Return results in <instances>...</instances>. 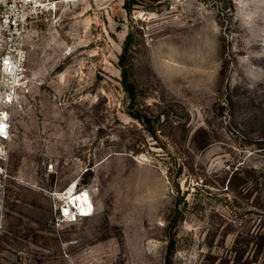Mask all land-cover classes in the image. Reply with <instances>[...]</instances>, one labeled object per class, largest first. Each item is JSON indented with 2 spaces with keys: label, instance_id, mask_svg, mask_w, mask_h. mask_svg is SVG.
<instances>
[{
  "label": "rangeland",
  "instance_id": "rangeland-1",
  "mask_svg": "<svg viewBox=\"0 0 264 264\" xmlns=\"http://www.w3.org/2000/svg\"><path fill=\"white\" fill-rule=\"evenodd\" d=\"M28 47L0 264H264V0H71Z\"/></svg>",
  "mask_w": 264,
  "mask_h": 264
},
{
  "label": "built area",
  "instance_id": "built-area-1",
  "mask_svg": "<svg viewBox=\"0 0 264 264\" xmlns=\"http://www.w3.org/2000/svg\"><path fill=\"white\" fill-rule=\"evenodd\" d=\"M70 0H0V162L9 159L14 112L30 90L28 38L32 25ZM1 173L3 166L0 165ZM81 217V216H80Z\"/></svg>",
  "mask_w": 264,
  "mask_h": 264
},
{
  "label": "bare ground",
  "instance_id": "bare-ground-1",
  "mask_svg": "<svg viewBox=\"0 0 264 264\" xmlns=\"http://www.w3.org/2000/svg\"><path fill=\"white\" fill-rule=\"evenodd\" d=\"M72 1H76V0H72ZM76 185L77 182H74L72 186L67 188V190L64 193L60 192V196H63L64 198L67 199L66 202L67 205L64 207V213L67 215L66 220L73 218V215L76 216V220H77V216L79 215H77L78 213L74 211L75 208L73 206L80 209L79 213L80 216L82 217H89L94 214L95 207L90 193L84 192L85 189H83L80 192L76 191L75 190ZM72 200L75 201L70 203ZM68 212H70V214H68Z\"/></svg>",
  "mask_w": 264,
  "mask_h": 264
},
{
  "label": "clouds",
  "instance_id": "clouds-1",
  "mask_svg": "<svg viewBox=\"0 0 264 264\" xmlns=\"http://www.w3.org/2000/svg\"><path fill=\"white\" fill-rule=\"evenodd\" d=\"M74 211H75L76 213H78V214H79V212H80V209L76 207V208L74 209ZM78 214H77V215H78Z\"/></svg>",
  "mask_w": 264,
  "mask_h": 264
}]
</instances>
